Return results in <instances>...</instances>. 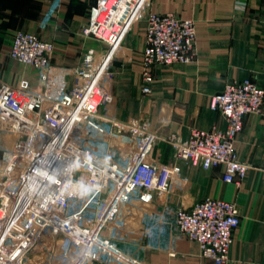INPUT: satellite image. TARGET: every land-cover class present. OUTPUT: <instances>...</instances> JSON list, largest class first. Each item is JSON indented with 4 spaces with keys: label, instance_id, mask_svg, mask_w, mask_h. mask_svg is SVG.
<instances>
[{
    "label": "built area",
    "instance_id": "1",
    "mask_svg": "<svg viewBox=\"0 0 264 264\" xmlns=\"http://www.w3.org/2000/svg\"><path fill=\"white\" fill-rule=\"evenodd\" d=\"M146 4L136 0L116 26L106 9L93 10L84 33L105 48L87 54L77 69L59 68L73 78L71 90L65 78L51 75L58 69L52 63L55 44L33 33L15 34L10 57L38 70L42 92L32 91L27 80L10 85L0 78V130L15 137L9 168L0 174V264H45L47 259L48 264L55 259L96 264L114 249L104 233L120 209L138 200L152 205L156 192L170 194L173 181L182 176L180 163L204 171L221 167L224 182L237 187L247 178L251 166L240 159L236 144L245 118L263 114L264 89L253 80L229 81L211 98L225 130L195 129L186 141L168 139L174 149L170 164L153 162L162 138L147 124L121 122L102 112L109 100L104 78ZM146 21L142 93L149 96L156 66L195 63L198 49L193 20L150 12ZM176 223L202 258L230 264L242 223L237 203L206 198L178 210Z\"/></svg>",
    "mask_w": 264,
    "mask_h": 264
},
{
    "label": "crops",
    "instance_id": "2",
    "mask_svg": "<svg viewBox=\"0 0 264 264\" xmlns=\"http://www.w3.org/2000/svg\"><path fill=\"white\" fill-rule=\"evenodd\" d=\"M135 1L0 0V8L7 17L32 21L30 33L55 44L52 63L58 69L51 75L55 80L65 78L71 90L73 78L59 68L77 69L87 54L105 48L84 33L93 10L106 9L116 26ZM150 12L193 20L198 57L189 65L156 66L153 93L146 96L142 55ZM9 48L10 40H0L1 80L10 85L27 80L32 91L42 92L38 70L11 59ZM246 79L264 89V0H147L104 78L109 100L102 112L121 122L147 124L162 138L153 162L170 164L174 149L168 139L186 141L195 129H226L222 115L210 107L211 98L222 93L227 82ZM236 146L240 159L251 166L241 186L224 182L221 167L204 171L180 163L182 176L173 181L170 194L156 192L152 205L138 200L120 209L104 233L114 249L96 264H215L202 258L198 245L183 238L176 227L178 210L190 209L206 198L239 206L242 223L235 231L230 264H264V110L262 115L245 118Z\"/></svg>",
    "mask_w": 264,
    "mask_h": 264
},
{
    "label": "rangeland",
    "instance_id": "3",
    "mask_svg": "<svg viewBox=\"0 0 264 264\" xmlns=\"http://www.w3.org/2000/svg\"><path fill=\"white\" fill-rule=\"evenodd\" d=\"M31 19V18H29ZM35 19V18H34ZM33 20V19H32ZM33 22L30 20H19V18L7 17L0 8V40H10L9 56L14 36L17 32H29ZM11 37V39H10ZM9 121V120H8ZM15 139L14 134L0 130V174H5L9 168L8 161L12 154V141Z\"/></svg>",
    "mask_w": 264,
    "mask_h": 264
},
{
    "label": "clouds",
    "instance_id": "4",
    "mask_svg": "<svg viewBox=\"0 0 264 264\" xmlns=\"http://www.w3.org/2000/svg\"><path fill=\"white\" fill-rule=\"evenodd\" d=\"M87 191V190H86Z\"/></svg>",
    "mask_w": 264,
    "mask_h": 264
}]
</instances>
